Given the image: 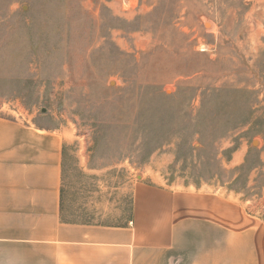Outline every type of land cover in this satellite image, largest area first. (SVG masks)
I'll use <instances>...</instances> for the list:
<instances>
[{"label": "rangeland", "instance_id": "1", "mask_svg": "<svg viewBox=\"0 0 264 264\" xmlns=\"http://www.w3.org/2000/svg\"><path fill=\"white\" fill-rule=\"evenodd\" d=\"M0 115L67 136L64 220L125 224L142 181L264 227V0H0Z\"/></svg>", "mask_w": 264, "mask_h": 264}, {"label": "crops", "instance_id": "2", "mask_svg": "<svg viewBox=\"0 0 264 264\" xmlns=\"http://www.w3.org/2000/svg\"><path fill=\"white\" fill-rule=\"evenodd\" d=\"M66 141L0 115V264H264V227L205 191L140 181L125 224L64 220Z\"/></svg>", "mask_w": 264, "mask_h": 264}, {"label": "trees", "instance_id": "3", "mask_svg": "<svg viewBox=\"0 0 264 264\" xmlns=\"http://www.w3.org/2000/svg\"><path fill=\"white\" fill-rule=\"evenodd\" d=\"M159 145H161V143H159V142L157 143V141H156V143H155V145H154V148H153V149H151L150 151L148 150V152H147V153H148V154H149V153H151L153 150H155L156 148H158V147H159Z\"/></svg>", "mask_w": 264, "mask_h": 264}, {"label": "bare ground", "instance_id": "4", "mask_svg": "<svg viewBox=\"0 0 264 264\" xmlns=\"http://www.w3.org/2000/svg\"><path fill=\"white\" fill-rule=\"evenodd\" d=\"M208 26V25H207Z\"/></svg>", "mask_w": 264, "mask_h": 264}]
</instances>
